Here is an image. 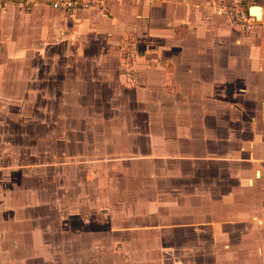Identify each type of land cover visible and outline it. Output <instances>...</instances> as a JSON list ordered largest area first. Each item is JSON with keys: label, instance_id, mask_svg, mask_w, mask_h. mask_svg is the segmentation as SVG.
Instances as JSON below:
<instances>
[{"label": "crops", "instance_id": "0c3cea01", "mask_svg": "<svg viewBox=\"0 0 264 264\" xmlns=\"http://www.w3.org/2000/svg\"><path fill=\"white\" fill-rule=\"evenodd\" d=\"M19 1L0 0V93L65 96L75 176L0 166V264H264V6L245 32L219 0Z\"/></svg>", "mask_w": 264, "mask_h": 264}, {"label": "rangeland", "instance_id": "374dc122", "mask_svg": "<svg viewBox=\"0 0 264 264\" xmlns=\"http://www.w3.org/2000/svg\"><path fill=\"white\" fill-rule=\"evenodd\" d=\"M225 1L230 2L231 0H219L218 6L223 2L226 3ZM254 5L264 6V0H246L242 3L244 9ZM255 13L253 12L254 15ZM62 98L65 96L59 91L56 93V90L43 95L37 91L0 93L1 167L36 164L42 161L48 165L49 173H51L53 168L51 164L61 163L66 167H60L61 171L57 173L58 178H61L60 175L75 176L72 170V167H75V119L72 124L69 119L71 115H75V109L72 107L62 108ZM67 98L72 99V94H67ZM97 114L95 113V115ZM90 127L94 130L99 128L96 130L97 133L109 128L107 125H91ZM97 137L99 140H95L93 144L96 147H102L103 141L100 140L102 136L97 135ZM43 155H48V157L42 160L41 156ZM94 158L90 157V159ZM45 170L46 168H41L32 174ZM20 172L19 169L14 171L17 181L14 182V186L16 187L17 183L21 184L23 180L22 178L19 180ZM3 173L7 172L0 170V177ZM21 173L24 174V172ZM72 188L73 190L67 194L69 198H75L76 195L75 187ZM64 197H66L65 194ZM6 230L9 229H5V232ZM10 246L7 239L0 237V255L1 251L8 250Z\"/></svg>", "mask_w": 264, "mask_h": 264}, {"label": "built area", "instance_id": "2783aa9c", "mask_svg": "<svg viewBox=\"0 0 264 264\" xmlns=\"http://www.w3.org/2000/svg\"><path fill=\"white\" fill-rule=\"evenodd\" d=\"M35 0H21L16 3L21 8H29ZM113 0H58L53 3V8L65 13L73 14L78 10L98 9L107 11ZM217 10L220 14L226 16L236 28L245 32H250L257 25V20L252 17L247 8L244 9L242 2L238 0L225 1Z\"/></svg>", "mask_w": 264, "mask_h": 264}, {"label": "water", "instance_id": "95a60500", "mask_svg": "<svg viewBox=\"0 0 264 264\" xmlns=\"http://www.w3.org/2000/svg\"><path fill=\"white\" fill-rule=\"evenodd\" d=\"M253 8H255V7H254V6H251V7H248L247 10H248L249 14H250L252 17H254V18L257 20V22L259 23V22L262 21V18L259 19L256 15H254V14L252 13V9H253ZM256 8H257V7H256Z\"/></svg>", "mask_w": 264, "mask_h": 264}, {"label": "bare ground", "instance_id": "6f19581e", "mask_svg": "<svg viewBox=\"0 0 264 264\" xmlns=\"http://www.w3.org/2000/svg\"><path fill=\"white\" fill-rule=\"evenodd\" d=\"M261 10H262L261 8H259V9H256V10H255V9H253V12H256V11H258L256 14H257V15H261Z\"/></svg>", "mask_w": 264, "mask_h": 264}]
</instances>
